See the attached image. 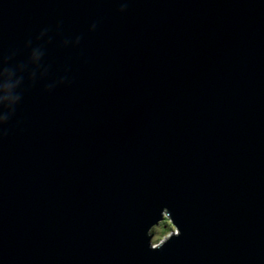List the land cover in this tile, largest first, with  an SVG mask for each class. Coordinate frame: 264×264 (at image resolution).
<instances>
[{"label":"water","instance_id":"1","mask_svg":"<svg viewBox=\"0 0 264 264\" xmlns=\"http://www.w3.org/2000/svg\"><path fill=\"white\" fill-rule=\"evenodd\" d=\"M0 264H264V0H0Z\"/></svg>","mask_w":264,"mask_h":264},{"label":"rangeland","instance_id":"2","mask_svg":"<svg viewBox=\"0 0 264 264\" xmlns=\"http://www.w3.org/2000/svg\"><path fill=\"white\" fill-rule=\"evenodd\" d=\"M167 223H169V221ZM162 230H163L162 224H160L159 226H156L155 228L152 229V234H153L152 241L154 244H158V243H160V241L166 240L168 238V236L171 234V232H169L167 236H164V238H162L161 237Z\"/></svg>","mask_w":264,"mask_h":264},{"label":"trees","instance_id":"3","mask_svg":"<svg viewBox=\"0 0 264 264\" xmlns=\"http://www.w3.org/2000/svg\"><path fill=\"white\" fill-rule=\"evenodd\" d=\"M167 222H168V219H166L164 222L161 223L162 229H163L162 235H161L162 238H164V236H167L168 233L171 232V229H172L170 222L169 223H167Z\"/></svg>","mask_w":264,"mask_h":264}]
</instances>
